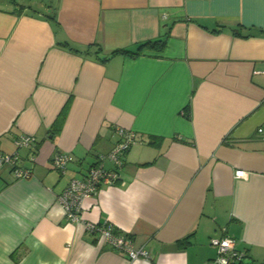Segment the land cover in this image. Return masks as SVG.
<instances>
[{"label":"crops","instance_id":"1","mask_svg":"<svg viewBox=\"0 0 264 264\" xmlns=\"http://www.w3.org/2000/svg\"><path fill=\"white\" fill-rule=\"evenodd\" d=\"M121 130L135 139L119 181L69 221L57 198ZM23 134L37 144L18 147ZM0 149L33 172L0 175V264H204L224 235L264 262V0L0 6ZM56 153L72 156L65 172ZM88 222L129 232L151 259L100 243Z\"/></svg>","mask_w":264,"mask_h":264},{"label":"built area","instance_id":"2","mask_svg":"<svg viewBox=\"0 0 264 264\" xmlns=\"http://www.w3.org/2000/svg\"><path fill=\"white\" fill-rule=\"evenodd\" d=\"M258 130L262 131L261 129ZM120 133L121 140L107 155L101 156L103 160H106V158L111 160L114 163V168L106 167L101 161L92 165L83 176L71 178L57 198L64 207L69 221H80L82 219L84 200L87 197H95L103 185H113L119 181L120 175L119 172H116L115 167L119 168L122 165V155L125 154L135 139L134 133H128L124 130H121ZM16 144L21 148H33L37 144V137L23 134L16 139ZM21 160L22 157L19 152L8 153L0 149V175L5 169H10L17 178H30L33 172L30 168L21 165ZM71 160L72 156L68 153H56L51 163L57 170L65 172ZM236 176H245V171L237 170ZM86 225L89 231L98 233L100 243H105L125 252L129 260L151 259V253L145 250L144 247L134 244L128 232L113 233V224L109 223L107 227H101L98 223L88 222ZM210 241L216 247L217 254L204 264H264V262H249L247 254L237 248L236 240L232 236L215 237Z\"/></svg>","mask_w":264,"mask_h":264},{"label":"trees","instance_id":"3","mask_svg":"<svg viewBox=\"0 0 264 264\" xmlns=\"http://www.w3.org/2000/svg\"><path fill=\"white\" fill-rule=\"evenodd\" d=\"M237 34H239V33H237ZM239 35H241V34H239ZM163 43H164V41H162L160 38L158 39H153V40H148V41H144V42H142V43H140L139 45H138V47H137V49L136 50H129V49H117V50H114L113 51V54H118V53H121V54H126V55H131V56H138V54H140L142 51H143V49H145V48H147V47H158V46H162L163 45ZM67 107H68V105L67 106H65V109L63 110V112L62 113H60L61 114V116L59 117V119L57 120V123H62L63 122V120H64V114L63 113H65V111L67 110ZM103 159H101V161H102ZM115 169L117 170L116 172H118V167H115ZM119 179H120V176H119ZM101 227H104V226H108L109 225V223L107 222V223H98ZM121 231H124V230H120L118 227H116L115 225H113V233H117V234H121L122 232ZM129 233V232H128ZM92 234H95V235H98V233H96V231L95 232H92ZM129 235H130V237L132 238V235L129 233ZM133 239V238H132Z\"/></svg>","mask_w":264,"mask_h":264},{"label":"rangeland","instance_id":"4","mask_svg":"<svg viewBox=\"0 0 264 264\" xmlns=\"http://www.w3.org/2000/svg\"><path fill=\"white\" fill-rule=\"evenodd\" d=\"M19 5H17L16 3H14L12 0H0V6L1 7H20L21 4H25L28 6H32V8H36L37 6H41V5H48L49 3H51V1L54 0H16Z\"/></svg>","mask_w":264,"mask_h":264}]
</instances>
